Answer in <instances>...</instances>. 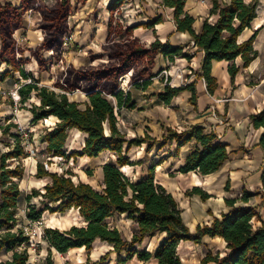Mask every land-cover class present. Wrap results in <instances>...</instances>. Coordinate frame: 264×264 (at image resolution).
Segmentation results:
<instances>
[{
  "label": "trees",
  "instance_id": "16d2710c",
  "mask_svg": "<svg viewBox=\"0 0 264 264\" xmlns=\"http://www.w3.org/2000/svg\"><path fill=\"white\" fill-rule=\"evenodd\" d=\"M74 1L55 0L52 5H44L42 0H20L19 5H14L9 1L0 0V61L11 66L24 80H29L17 88L19 102H30L29 107H23L30 112L29 124L34 125L51 116L56 117L52 126L41 129L39 135L41 142L46 143L45 153L48 156L94 158L103 151H111L116 155V159L101 166L100 190L89 182H74L70 176L51 172L44 166V162L38 159L34 177L48 178L47 182L42 189L32 188L29 193L23 195L18 180L25 174L22 163V157H25V136L14 121L6 120L4 124L0 123V138L12 140L6 144V150L0 148V264H53L48 258L46 263L29 262L27 247L30 236L19 224L18 215L22 197L26 203L24 217L30 221H38L46 211H78L83 224L71 225L66 229L45 227L42 231V241L47 244L48 249L53 248L59 253L82 246L90 251L98 240L112 246L109 252L116 255L119 264L133 256L147 260L152 254L138 246L145 237L164 233V239L155 249L153 256L158 264H183L176 251L178 243L187 240L199 243L203 236L208 235L219 236L224 240L225 254L208 252L196 264H264V222L255 226L252 222V217L256 215L254 208L250 205L235 204L238 200L248 202L251 196L248 191L243 190L239 198H224L229 210L223 212L220 217H214L210 224L197 225L192 232L183 220V210L176 198L155 181L153 164L149 165L147 176L136 181H132L121 170V167L126 165L141 164V160H130L126 153L132 146H140L142 143H146L149 149L154 144L162 147L175 141L179 149L194 139L183 164L177 169L181 173L196 171L201 175L211 174L218 171L228 159L227 145L218 139L215 132L206 133L202 127L192 125L182 132L167 129L161 139L152 138L147 133L142 137L128 139L117 125L119 110L134 105L130 91L120 88L119 78L129 74L128 83L145 88L155 76L153 68L157 55L161 54L168 61H173L175 57L182 55L184 46H173L168 41L162 42L159 39L148 45L136 38L117 39L120 34L129 35L133 27L121 26L113 20L112 14L119 11L124 1L114 0L107 7L111 15L107 24V40L101 46L107 60L78 67L68 66L55 82V85L65 92H56L45 85H38V77H33L31 71L22 67L21 59L15 57L13 34L22 26L23 13L32 9L38 10L41 15L38 25L43 32V38L32 51L41 71L47 62L42 52H58L62 46L64 34L68 29L67 17L73 9ZM185 2L186 0H162V5L172 9L176 31L187 32L192 38L193 46L203 52L200 76L204 78L207 90L212 94L217 87L216 78L211 74L213 60L231 61L227 69L233 82L240 69L233 60L239 56L242 66L247 67L258 56L253 47L258 29L253 30L248 38L238 40L245 29L251 28V22L257 15L258 2L211 0L207 16L203 18L198 32L193 26L196 18L184 9ZM212 17L213 19H210ZM160 20L159 15L143 25L151 27ZM185 56L189 58L188 54ZM75 90L83 92L85 100L70 99L66 91ZM183 90L191 91L190 102L195 105L196 91L193 83L178 87L165 84L164 91L158 93V98L164 103H169ZM32 97L36 100H31ZM249 119L255 128L264 127V110L251 114ZM74 129L85 134V137L80 150L66 153L64 146L69 139V132ZM28 136H32V132H29ZM124 145L126 146L123 149ZM258 145L264 151V132L260 135ZM10 160L16 162L12 163ZM87 174L91 175V171L87 170ZM225 189L229 190L228 184ZM195 194L203 201L211 196L199 186L185 191L188 197ZM33 198H38V205L31 202ZM261 202H264V190L261 193ZM123 213L135 222L129 240L107 222L114 214ZM109 252L91 264L101 263Z\"/></svg>",
  "mask_w": 264,
  "mask_h": 264
},
{
  "label": "crops",
  "instance_id": "0c3cea01",
  "mask_svg": "<svg viewBox=\"0 0 264 264\" xmlns=\"http://www.w3.org/2000/svg\"><path fill=\"white\" fill-rule=\"evenodd\" d=\"M112 1L114 0H87L83 9L90 11L97 4L102 3L104 11L108 12L107 7ZM124 1H130L129 3L133 5V8L131 7L130 9L133 13L128 19V26L133 27V38H137L145 44H150L155 39H159L162 42L168 41L173 46L182 45L184 46V51L182 50L184 53L179 58L175 57L173 61H168L161 54L157 55L153 68L155 76L151 79V82L145 88L132 84L129 85L127 90L130 91L131 102L134 105L133 107H122L119 110L117 114L119 128V123H121L124 126V132L129 127L128 130H130V133L134 132L141 136L142 132H145L152 138L161 139L167 129L182 132L190 126L195 125L202 127L206 133L211 131L215 132L218 139L227 145L229 154L228 159L221 168L211 174L201 175L196 171L181 173L177 169L183 164L187 152L194 143V139L183 144L179 149H177V143L175 141L168 142L162 147L154 144L149 149H147L146 143H142L140 146H137L139 149L138 152L140 154V150L145 149L144 153L145 156L147 155V162H145L146 164L144 166L142 164L144 156L137 157L136 160H141V164L134 166L139 167L142 165L139 167L138 174L140 177L138 180L147 176L148 167L150 164H153L155 181L163 185L175 198L184 197L185 191L194 186H199L210 194L211 196L205 201L201 200L200 196L196 194L189 197L199 202V225L210 224L214 217H220L223 212L229 210V207L224 202V198H239L242 196L243 190H246L251 194L248 202L238 200L235 204L252 206L256 213L252 217V222L255 226L261 225L264 222V202H261V193L264 190L262 189L264 151L258 145V141L261 133L264 132V127L255 128L249 116L264 110V18L259 19L256 15L251 22V28L254 26L253 30L258 29V33L253 42V47L257 50L258 56L247 67L242 66V61L239 56L233 60L236 65L240 66L233 82L227 69L231 61H212L211 74L216 78L217 87L210 94L206 87V81L200 76L203 52L193 46L192 38L187 32L176 31L172 9L162 5V0ZM223 1L226 2L228 0ZM257 2L258 9L261 7L260 3H264V0H257ZM207 3L205 2L204 5H201L199 2V20L198 17H195L196 20L193 24L196 32L200 30L202 20L207 16L211 0H207ZM193 4L194 2L191 0H186L184 7L191 15L194 14L193 11L198 9ZM136 9L142 14L135 13ZM262 10H264V6H262ZM256 13L258 14V10H256ZM159 15L161 16V20L153 24V26L145 27L143 25L150 19L157 18ZM34 16L37 18L36 13H34ZM210 19H213V17ZM102 22V26L98 29L101 44L106 40L108 34L107 27L104 21ZM251 28L245 29L238 40L241 41L248 38L252 32L247 36H244V34L247 30L251 31ZM188 50L191 52L189 53ZM186 54L189 55V58L185 56ZM172 63L176 64V66L174 64L172 66L174 67V71L175 67L179 68L177 71L179 73L173 79L176 84H172L171 86H180L181 81L178 75L183 80H186V84L193 83L196 91L195 105L190 102L191 91L189 90L179 92L169 103H164L158 98V93L164 91L165 84L157 77V74L160 69L169 64L172 65ZM0 64L4 63L0 61ZM5 66L7 65L5 64ZM172 72L173 70L170 69L171 74ZM7 75L3 73L2 77ZM28 113L30 116L29 119H31L30 112L28 111ZM50 118L56 117L51 116ZM132 124H135V126ZM80 136L84 140L85 134L82 133ZM144 146L146 147L144 148ZM153 148H155L153 155H149ZM106 152L109 153L111 151H103L98 157ZM226 184H228L229 190L225 189ZM185 197L188 198L186 195ZM181 206L186 210L184 205ZM120 215H125V213ZM128 220L135 225L133 220L129 218ZM185 224L192 232L195 230L197 224L194 222L193 214L188 215ZM164 236V233H156L151 237H145L140 246H138V248L144 249L152 254L149 259L143 260L137 258V256H133L121 264H158L153 254L157 246L164 239ZM98 242L100 243L101 241ZM105 244L104 246L109 245V249L107 250L109 252L112 246L107 243ZM196 246L199 248V256L192 250ZM176 251L183 264H196L208 252L224 255L226 248L225 242L221 237L205 235L199 243L188 240L180 241ZM97 254L99 255L100 251ZM105 254L99 256L102 257ZM109 254L112 253L109 252ZM97 261H92L90 257L87 258V263L89 264Z\"/></svg>",
  "mask_w": 264,
  "mask_h": 264
},
{
  "label": "rangeland",
  "instance_id": "374dc122",
  "mask_svg": "<svg viewBox=\"0 0 264 264\" xmlns=\"http://www.w3.org/2000/svg\"><path fill=\"white\" fill-rule=\"evenodd\" d=\"M9 1L14 5H19L20 0H5ZM87 0L80 2L75 0L73 2V9L69 16L67 17L68 29L64 34L63 42L60 50L58 52L43 51L42 56L47 61L43 70H39V65L37 60L32 56V51L36 46L41 42L43 38V32L38 25V22L41 19L40 12L38 10L28 9L23 13L22 16V26L14 31L13 37L15 40V57L21 59L22 67L26 71H31L33 77H38L40 80L38 85H45L50 89L55 90L56 92H65L61 87H57L55 82L58 80L59 76L64 74L68 66L78 67L84 64H96L100 61H106L107 55L102 49L101 39L99 36V28L102 26V21L107 27L110 18V12H105L103 4H97L92 10L83 9V6ZM155 1V0H154ZM194 2L193 6L198 7L196 11H193L194 17H198L199 20V2L201 5H204L207 0H191ZM44 5H52L55 0H42ZM130 2V1H129ZM123 1L119 7V11L113 13V20L120 23L121 26H128V19L133 13L131 3ZM191 4V3H189ZM208 4V3H207ZM192 6V7H193ZM257 17L259 19L264 18V10L262 6L264 3H260ZM191 7V6H188ZM108 10V9H107ZM34 13L37 14V18L34 16ZM137 14H142L136 9ZM254 26H252L251 31L247 30L244 36L251 34ZM133 29L129 35L120 34L117 36V39L124 38H133ZM243 36V37H244ZM137 39V38H136ZM107 40V38H106ZM106 40L102 43H105ZM145 44V43H144ZM148 45V44H146ZM184 51V50H183ZM182 51V53H184ZM187 52V51H186ZM190 53L191 51L188 50ZM101 56V58H98ZM179 58V56L177 57ZM4 63V62H3ZM175 63L172 65H167L166 67L160 69L157 74V77L161 81L165 82V77L162 76L161 71L164 69H172V76L168 77L167 81H171V84H176L173 81L176 78L177 71L179 68L174 67ZM183 68V67H181ZM8 72L10 73L7 76L2 74ZM124 78V79H123ZM129 74H125L119 78L120 88L124 91H127L130 83H128ZM29 80H24L21 78L20 74L17 71H13L11 66H5L0 64V123L4 124L5 121H14L21 128L25 140H23V145L25 149V157H22V163L25 167L24 177L19 182V188L23 192V195L29 193L32 188L42 189L43 185L46 183L48 178L37 179L34 177L35 173V164L36 161L41 159L44 162V166L51 172L63 173L67 176H70L74 182L79 180L89 182L97 190L102 188L101 179H102V169L101 166L106 162H114L116 155L113 152H106L100 157L87 158L82 157H68V158H59L48 156L45 153V143L41 142L40 134L41 129L52 126V123L56 121V118H46L45 120H40L34 125H30V116L27 109L23 107H29V101L21 104L19 102V95L15 93L19 85L23 82ZM181 82L180 85L186 84V81ZM184 83V84H183ZM4 92V94L2 93ZM66 94L70 99L83 101L85 95L80 90L75 91H66ZM18 96V99H15ZM31 100H36L35 97H32ZM126 119V118H125ZM118 125V124H117ZM120 130L124 132L123 124L119 123ZM135 126V124H132ZM119 127V126H118ZM124 132L125 136L128 139L134 137H142L145 132H142V135L139 136L136 133H130V130ZM134 130V129H133ZM29 132H32V136H28ZM68 140L64 146L66 153H69L72 150H80L81 144L83 143V137L80 134L75 133L73 130L69 132ZM12 140H9L6 137L0 138V148L3 150L7 149L6 144L11 143ZM146 146H144L145 148ZM125 145L123 146V149ZM137 146H132L126 153L130 160L137 161V157H143V165L147 162V155L145 156V149L138 152ZM155 148H153L149 155H153ZM153 157V156H152ZM10 162H16L15 160H10ZM132 166V167H131ZM126 165L121 167V170L127 174L132 181L138 180L139 176V167L134 165ZM125 169V170H124ZM87 170L91 171V175L87 174ZM174 176V174H172ZM188 181V180H187ZM191 183V182H190ZM185 197V195H184ZM177 197L179 206L182 208L183 219L187 222V217L190 214H193L194 222L199 225V202L195 199ZM31 202H35L38 205V198H33ZM182 203V204H181ZM181 205H184L183 208ZM26 203L22 197L19 204V224L21 226H27L28 230L31 231L30 243L27 247L29 254V262L31 263H46V259H50L53 264H88L87 258L90 257L92 261H97L101 256L107 252L109 246H102L98 241L93 244V248L90 251L86 249L77 250V251H68L66 253H59L55 249H48V246L45 242L42 241V231L45 227H57L59 229H66L71 225H81L83 224L82 218L79 216L76 209H69L64 212L55 211L52 213L44 212L42 217L37 222H29L24 217V210ZM109 226L116 227L121 235L129 240L131 233L135 225L128 220L127 215L114 214L113 216L107 219ZM99 248V249H98ZM199 248L193 247L192 250L199 256ZM93 250L100 254H94ZM94 254H92V253ZM98 255V256H95ZM194 258H196L194 256ZM83 261V262H82ZM98 264H119L115 259V254H109L101 263Z\"/></svg>",
  "mask_w": 264,
  "mask_h": 264
},
{
  "label": "built area",
  "instance_id": "2783aa9c",
  "mask_svg": "<svg viewBox=\"0 0 264 264\" xmlns=\"http://www.w3.org/2000/svg\"><path fill=\"white\" fill-rule=\"evenodd\" d=\"M161 74H163L162 76H164L165 77V82H164V84H168V85H172L171 84V81H167V79H168V77L170 76H172L171 75V73H170V70H168V69H164V70H162L161 71ZM179 77V79H180V81L181 82H184L183 81V78L180 76V75H178ZM186 81V80H185ZM184 84V83H183ZM3 94H4V92H2ZM15 93H17V90H16V92ZM15 99H18V96L15 98ZM45 146H46V143H45ZM30 223L31 222H37V221H30V220H28ZM24 227V230L27 232V234L29 235V236H31L32 234H31V231H29L28 230V228H27V226H23Z\"/></svg>",
  "mask_w": 264,
  "mask_h": 264
},
{
  "label": "bare ground",
  "instance_id": "6f19581e",
  "mask_svg": "<svg viewBox=\"0 0 264 264\" xmlns=\"http://www.w3.org/2000/svg\"><path fill=\"white\" fill-rule=\"evenodd\" d=\"M123 79H124V78H123ZM74 132L77 133V134L82 135V133L79 132L78 130H75V129H74ZM100 243H101L102 246L106 245V244H105L106 242H100ZM107 244H108V243H107ZM108 246H109V245H108ZM82 249H84V246H82V247H77V248H71V249H69V251H77V250H82ZM98 249H99V248H98ZM93 253H94V254H97V252H96L95 250H93Z\"/></svg>",
  "mask_w": 264,
  "mask_h": 264
}]
</instances>
